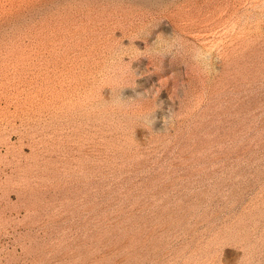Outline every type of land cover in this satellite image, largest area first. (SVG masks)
Returning a JSON list of instances; mask_svg holds the SVG:
<instances>
[{"label":"rangeland","instance_id":"rangeland-1","mask_svg":"<svg viewBox=\"0 0 264 264\" xmlns=\"http://www.w3.org/2000/svg\"><path fill=\"white\" fill-rule=\"evenodd\" d=\"M0 264H264V0H0Z\"/></svg>","mask_w":264,"mask_h":264}]
</instances>
